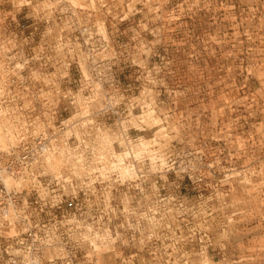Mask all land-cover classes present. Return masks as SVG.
I'll return each instance as SVG.
<instances>
[{
    "label": "rangeland",
    "instance_id": "rangeland-1",
    "mask_svg": "<svg viewBox=\"0 0 264 264\" xmlns=\"http://www.w3.org/2000/svg\"><path fill=\"white\" fill-rule=\"evenodd\" d=\"M105 2L0 0V149L8 129L13 139L20 122L51 118L50 92L60 103L68 89L90 92L79 79L90 67L69 66L68 79L63 61L68 44L88 38L83 29L103 22L113 65L100 73L114 80L92 90L120 110L144 90L152 103L134 115L145 129L129 131L156 136L144 153L165 162L158 175L102 184L114 215L102 208L91 243L99 264H264V108L238 105L248 89L264 100V0ZM123 110L97 122L136 126ZM71 112L79 122V108Z\"/></svg>",
    "mask_w": 264,
    "mask_h": 264
},
{
    "label": "built area",
    "instance_id": "built-area-1",
    "mask_svg": "<svg viewBox=\"0 0 264 264\" xmlns=\"http://www.w3.org/2000/svg\"><path fill=\"white\" fill-rule=\"evenodd\" d=\"M105 1L93 0L94 5L102 6ZM100 24L83 29L88 38L83 43L68 44L69 56L63 61L68 79L69 66L90 67L79 76L90 92L85 95L68 89L63 103L58 101L57 91L50 92L45 113L56 119L20 122L12 143L0 150V264H99L91 243L99 238L102 208L114 215L112 189L108 200L103 201L102 184H112L120 176L118 167L112 165L118 162L115 155L132 151L139 142L140 137H133L129 130L145 129L140 119L134 127L116 130L112 123L97 122L101 117L117 120L123 110L107 91L102 101L101 92L92 90L91 82L101 86L102 79L114 80L112 74L100 73L102 67L113 65L105 56L109 44L104 23V30ZM245 86L246 81L242 88ZM142 95H146L144 90L127 99L123 110L126 117L134 116L137 108H146ZM241 98L240 107H254L257 113L264 108L257 90L243 91ZM77 107L82 121L74 123L71 111ZM101 130L108 132V139L98 138ZM144 152L123 156L121 162L137 178L160 174L163 155L160 151L148 156ZM146 160L150 169L143 166ZM112 220L115 218L110 215L109 223Z\"/></svg>",
    "mask_w": 264,
    "mask_h": 264
},
{
    "label": "bare ground",
    "instance_id": "bare-ground-1",
    "mask_svg": "<svg viewBox=\"0 0 264 264\" xmlns=\"http://www.w3.org/2000/svg\"><path fill=\"white\" fill-rule=\"evenodd\" d=\"M74 2V1H73ZM75 3V2H74ZM77 3V2H76ZM78 4V3H77ZM75 5V4H74ZM101 25V24H100ZM101 28L104 30V26H102L101 25ZM150 103H152V102H150ZM149 103V104H150ZM148 103L147 104H145V106H146V108H147V105L148 106H150ZM143 111H146L145 109H143L142 110V113H143ZM142 113H140L139 115H137V116H133L131 119H129V122L131 123V124H134V125H136V121H137V119L139 118L140 119V121L141 122H143V123H145L144 121H142V119L140 118L141 116H143L144 117V114L142 115ZM78 115H80V114H78ZM8 131H9V138H10V141L8 142V145L10 144V142L11 141H13V139H12V135H11V130L10 129H8ZM156 131H158V130H156ZM155 131V132H156ZM155 132H154V136H155ZM155 138H156V136L155 137H151V138H146V139H143V138H141L140 140H139V142L138 143H136L134 146H133V148H132V151L131 150H129V151H124V152H122V153H118V154H116L115 156H116V158H117V163H115V164H112L113 166H116V167H118V169H119V172H120V176L122 177V179L123 178H132L133 176H134V172L133 171H130V169L126 166V165H123V163L121 162V159H122V157L123 156H126V155H129V154H135V155H138L139 153H141V152H144L149 146L148 145H151V143L152 142H154L155 141ZM8 145H7V147H8ZM6 147V148H7ZM6 148H3V149H6ZM1 150V149H0Z\"/></svg>",
    "mask_w": 264,
    "mask_h": 264
},
{
    "label": "crops",
    "instance_id": "crops-1",
    "mask_svg": "<svg viewBox=\"0 0 264 264\" xmlns=\"http://www.w3.org/2000/svg\"><path fill=\"white\" fill-rule=\"evenodd\" d=\"M28 3V2H27Z\"/></svg>",
    "mask_w": 264,
    "mask_h": 264
}]
</instances>
